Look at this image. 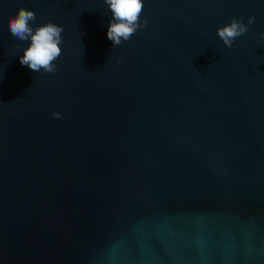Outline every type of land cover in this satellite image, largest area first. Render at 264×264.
<instances>
[{
	"label": "water",
	"instance_id": "1",
	"mask_svg": "<svg viewBox=\"0 0 264 264\" xmlns=\"http://www.w3.org/2000/svg\"><path fill=\"white\" fill-rule=\"evenodd\" d=\"M20 8L64 28L55 73L21 65ZM111 18L0 0V264H264V0H144L119 46Z\"/></svg>",
	"mask_w": 264,
	"mask_h": 264
},
{
	"label": "clouds",
	"instance_id": "2",
	"mask_svg": "<svg viewBox=\"0 0 264 264\" xmlns=\"http://www.w3.org/2000/svg\"><path fill=\"white\" fill-rule=\"evenodd\" d=\"M111 11V21L107 30V37L113 46H119L128 41L142 27H147L148 19H141L143 15L144 0H105ZM37 17L32 10L20 8L16 15L9 19V31L11 36L21 42L30 41L20 57L21 65L28 66L36 73H55L56 61L62 55L64 28L53 22H48L33 28ZM255 16L248 18L247 24L243 18H233L232 21L217 29L218 37L228 48L234 41L248 32V26L255 23ZM264 38V33L261 34ZM20 47L19 44L16 45ZM53 116L63 119L60 112H54Z\"/></svg>",
	"mask_w": 264,
	"mask_h": 264
}]
</instances>
